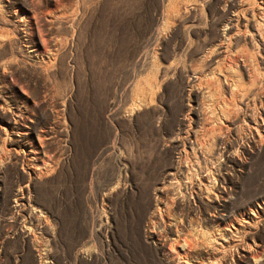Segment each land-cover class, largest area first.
Here are the masks:
<instances>
[{"label": "rangeland", "instance_id": "rangeland-1", "mask_svg": "<svg viewBox=\"0 0 264 264\" xmlns=\"http://www.w3.org/2000/svg\"><path fill=\"white\" fill-rule=\"evenodd\" d=\"M0 264H264V0H0Z\"/></svg>", "mask_w": 264, "mask_h": 264}, {"label": "bare ground", "instance_id": "bare-ground-1", "mask_svg": "<svg viewBox=\"0 0 264 264\" xmlns=\"http://www.w3.org/2000/svg\"><path fill=\"white\" fill-rule=\"evenodd\" d=\"M41 32H42V31H41ZM42 39H44V38H42ZM45 40H46V39H44V42H45ZM42 41H43V40H42ZM44 42H43V43H44ZM46 44H47V43H46ZM43 45H44V44H43ZM45 47H46V46H45Z\"/></svg>", "mask_w": 264, "mask_h": 264}]
</instances>
